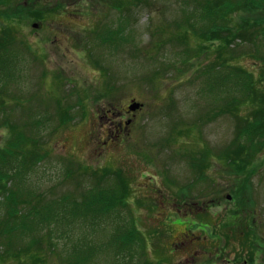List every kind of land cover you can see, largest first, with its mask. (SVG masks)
<instances>
[{
	"label": "rangeland",
	"instance_id": "rangeland-1",
	"mask_svg": "<svg viewBox=\"0 0 264 264\" xmlns=\"http://www.w3.org/2000/svg\"><path fill=\"white\" fill-rule=\"evenodd\" d=\"M46 1L3 0L0 6V21L5 15L10 20L7 26L0 22V47L10 40L6 45L20 51L0 83V245L6 238L20 247L29 243L38 218L29 219L19 238L6 237L1 226L11 216L29 214L38 206L33 203L81 204L92 197L86 192L104 196L116 186L111 211L122 221L119 230L127 231L121 238L131 239L125 264H264V134L255 133L240 164L232 165L228 153L249 123L260 122L258 131H264L256 113L263 101L221 114L220 103L201 91L215 86L216 95L223 94L233 84L240 90L241 80L217 68L224 63L253 72L257 47L251 38L264 51V16H231L230 34L239 35L235 27L247 19L251 35L245 41L234 36L224 48L218 47L220 38L205 42L187 25L177 29L196 8L184 0H61L70 6H49L48 13ZM253 25L263 33L255 34ZM180 34L187 39H175ZM182 65L188 68L183 74L176 70ZM212 68L215 72L199 76ZM132 101L143 107L130 115ZM198 110L216 116L201 134L177 132L180 125L174 129L173 120H194ZM236 117L246 120L238 132ZM118 124L126 132L116 136L111 132ZM202 149L208 152L201 160ZM64 209L61 213L73 216ZM91 211L70 221L78 237L87 234V242L116 226L107 220L93 232V222L84 219ZM141 236L147 245L138 243ZM42 245L49 251L46 237ZM96 245L101 249L87 264H116L104 243ZM2 250L0 264L28 261Z\"/></svg>",
	"mask_w": 264,
	"mask_h": 264
},
{
	"label": "trees",
	"instance_id": "trees-1",
	"mask_svg": "<svg viewBox=\"0 0 264 264\" xmlns=\"http://www.w3.org/2000/svg\"><path fill=\"white\" fill-rule=\"evenodd\" d=\"M184 1L196 6V8L194 12H191L189 16L188 14L190 11H188L187 18L185 17L183 22L178 25L179 28L177 29L181 30L180 25H187L189 28L191 27L190 30L195 35L198 36L200 34L201 41L205 40V42H210L212 39L213 41H215L216 38H220L222 42L221 44H218V47H220L221 45V47L227 48L226 45L230 44V42L228 41L233 39L234 36L245 41L242 38H244L246 34L251 35L249 34L251 20L247 19H242V27L236 25L235 28L239 35L230 34L228 28L229 23L231 22V16L235 15L236 13L242 12H246L247 14L252 15L264 16V0ZM3 4V0H0V6ZM254 27L257 31V33L255 34L263 33V30L258 29L256 26ZM175 39L185 40L187 38L185 34H180ZM251 39L253 44L257 47V50H255L256 53L252 56V66H254L252 68L253 72H248L237 65H235L234 67L225 65L224 63L219 64L218 66L220 68H217L219 72H224L225 74H229L228 76L235 77L236 81L241 80L240 83H242L243 85L241 86L240 90L236 84H233L231 85V87L224 88L223 94H219L218 92V95H216L218 89L215 86L214 91L209 90L208 88H206V86H203L201 88V91L204 90L208 92L212 99H215L220 103L217 109H219V112L221 114L234 113L235 111L239 112L240 108L245 106L250 100H256V104L254 105V107L257 108V106L259 105L258 101L262 100L263 102H260V107H258L256 113H259V118L264 123V107H261V105H264V89L261 87L258 88V85L256 84L257 81H259V85L264 84V51L259 47V45L262 43L261 41L256 38ZM8 45L5 44L0 47V83L1 80H6L10 75L11 64L16 58L15 51L12 50ZM185 55L190 57L191 53L186 52ZM185 68L186 67L180 69L179 71L183 74L188 71V68ZM253 69H255L256 71ZM162 70L166 69H153L152 71L154 73H162ZM209 72H215V70H213V68L211 70L203 69L202 72H199V76L202 77V75H206ZM254 72L257 74H255ZM3 84H6V82H4ZM210 112L208 114H201L200 110H198V118H194V120L190 119L188 122H185V120H177L178 122H175V120H173V127L174 129H176L180 125L177 132H184L187 136L193 134L191 135L193 137L195 134H201L204 125L208 121H212L216 117H214L212 111ZM245 122L246 120L244 118H235V129L237 130L236 132L239 131L240 126ZM258 123L260 122H251L248 124L247 129L241 130L237 134V136L235 134L236 138L231 141L230 148L228 150V153H231L229 156L232 165H237L238 163L240 164L241 160H244L248 157L243 154L245 150H248V148H253L252 146H247V144L250 142L251 145L255 143V133L256 135L258 133L264 134V131H258L262 126L261 125L260 127H258ZM170 130L173 131V129ZM243 135H247V141L242 140ZM187 149L188 148H184V150H186V154L188 153L193 155L197 153V151L195 150L189 151ZM204 149H202V151L199 150L198 153L201 156V160L202 157H205L208 152ZM196 161L197 159L195 158V162ZM230 167L233 168V166L231 165ZM115 187L116 186H113L111 188L112 190L109 187L106 188L104 196H99L101 191L99 193H95L94 196L91 194V191L86 192L84 194L85 197H92H88V200L85 199L81 202V204L75 203L73 199L70 200L69 203H57L53 207H48L41 203L37 204V202L33 203V206L38 205L34 208L35 210H31V212L27 215L17 214V216H11L4 220L1 226L3 233L6 234V237L14 235L16 238H19L21 230H24V225L28 223L29 219L38 218V223H32L31 225L33 230L32 235L34 236H31L29 243L26 246L20 247L19 244L16 245L13 241L11 242L6 238L7 242H4L0 246L3 247V250L4 248H6V253L9 254L12 258H17L19 255L24 259H27L28 257V261L25 264H57L54 260H45L44 253L50 255L52 259L54 258L53 256H57L60 259V262L58 261V264H87L88 262L95 260L96 254L101 249V246H97L96 243H104V245L107 246V252L110 255L116 256V264H125V259L128 256H126L128 252V245L126 243L131 239L121 238V236H124L127 231L119 230L121 224H117V221L119 220L121 223L122 221L118 218L119 216L116 217L117 214L115 212L111 211L112 196L114 197L115 192L117 191V187L116 190ZM96 189L98 190V188ZM66 198L69 200L72 197L70 195H66ZM20 203L21 201H17L15 202V205H22ZM86 208L92 209V211L87 214L84 219L93 222V232L95 231V228H97L98 230L101 227L105 226L107 220L110 221L111 225L116 226H114L112 230L108 229V227H105L103 229L102 238L98 237L97 241L91 240V242H87L86 233H82L84 235V239H81L80 237L82 236V234L80 235V237H78V232H76L77 229L76 227H74L73 223L75 220H79V218L81 217L79 215L80 212H82ZM63 209L66 212L71 213L73 216L61 213ZM9 221L13 222L9 223ZM70 221H73V223L71 224ZM133 229L135 230V227ZM54 234H57L58 236L54 238L52 236ZM44 237H46L47 239L49 251H45L43 245L41 247L42 238ZM137 241L138 243L144 245L146 242V237L141 236L137 239ZM29 256H31L32 258L30 261ZM84 257L86 261L84 259L83 262H81V259Z\"/></svg>",
	"mask_w": 264,
	"mask_h": 264
},
{
	"label": "water",
	"instance_id": "water-1",
	"mask_svg": "<svg viewBox=\"0 0 264 264\" xmlns=\"http://www.w3.org/2000/svg\"><path fill=\"white\" fill-rule=\"evenodd\" d=\"M139 104H137V103H133L130 107H129V109L130 110H135V109H137V108H139Z\"/></svg>",
	"mask_w": 264,
	"mask_h": 264
},
{
	"label": "bare ground",
	"instance_id": "bare-ground-1",
	"mask_svg": "<svg viewBox=\"0 0 264 264\" xmlns=\"http://www.w3.org/2000/svg\"><path fill=\"white\" fill-rule=\"evenodd\" d=\"M6 43H4L3 45H5Z\"/></svg>",
	"mask_w": 264,
	"mask_h": 264
}]
</instances>
